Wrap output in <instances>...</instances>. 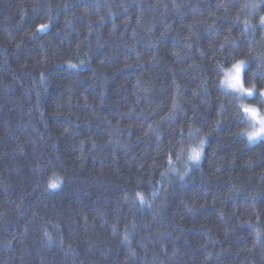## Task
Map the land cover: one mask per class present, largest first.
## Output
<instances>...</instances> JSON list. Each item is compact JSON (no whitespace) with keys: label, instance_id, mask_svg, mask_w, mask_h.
Returning <instances> with one entry per match:
<instances>
[{"label":"trees","instance_id":"16d2710c","mask_svg":"<svg viewBox=\"0 0 264 264\" xmlns=\"http://www.w3.org/2000/svg\"><path fill=\"white\" fill-rule=\"evenodd\" d=\"M263 15L0 0V264H264V139L221 84L264 90Z\"/></svg>","mask_w":264,"mask_h":264},{"label":"rangeland","instance_id":"374dc122","mask_svg":"<svg viewBox=\"0 0 264 264\" xmlns=\"http://www.w3.org/2000/svg\"><path fill=\"white\" fill-rule=\"evenodd\" d=\"M262 24L264 26V15L262 17ZM239 66L240 72H239V85L236 88L229 86V81L232 77H236V67ZM245 67L244 62H238L230 69H227L224 72L223 78H222V88L230 93H234L238 96L240 108L244 114L245 121H246V128L243 132V136L250 142L255 143L260 139H264V109H261L257 106L248 104L245 100L254 98L256 96H260L262 99H264V90L263 91H257L255 89H245L242 83V75L243 70ZM251 93V94H249ZM245 109L254 110L256 113V116L253 117L251 115V112H246Z\"/></svg>","mask_w":264,"mask_h":264},{"label":"snow or ice","instance_id":"6c2138e0","mask_svg":"<svg viewBox=\"0 0 264 264\" xmlns=\"http://www.w3.org/2000/svg\"><path fill=\"white\" fill-rule=\"evenodd\" d=\"M42 27H43V26H42ZM239 72H240V68H239V66H237V67H236V73H237V76H236V77H232V78L230 79V81H229V86H230V87H233V88L238 87V85H239V79H238ZM249 94H251V93H249ZM245 111H246V112H251V115H252L253 117L256 116V113H255L254 110L245 109ZM262 131H264V129H262ZM198 158H199V153L194 154L193 157H192L193 160H197ZM50 187H52V188H56L57 185L53 183V184H50Z\"/></svg>","mask_w":264,"mask_h":264}]
</instances>
